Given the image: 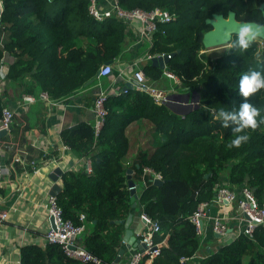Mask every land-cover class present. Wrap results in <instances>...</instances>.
Returning <instances> with one entry per match:
<instances>
[{
    "label": "trees",
    "instance_id": "1",
    "mask_svg": "<svg viewBox=\"0 0 264 264\" xmlns=\"http://www.w3.org/2000/svg\"><path fill=\"white\" fill-rule=\"evenodd\" d=\"M127 9L165 8L174 15L154 33L150 53L179 50L166 64L180 78L185 94L195 93L198 105L178 108L157 105L144 91L127 88L109 94L107 115L95 136L92 123L79 122L61 130L64 145L76 156L90 161L91 171L83 168L60 175L61 188L56 204L64 220L83 225L79 243L98 257L101 264L115 262L122 248L124 221L132 210L130 190L122 158L128 151L126 127L137 120L153 124L151 153L139 150L133 161V183L146 181L136 197L138 214L144 211L160 224L156 240L166 246L151 264H187L201 247L188 216L197 204L215 197L220 186L240 190L247 186L264 206V88L243 97L238 88L242 73L264 71V42L255 38L247 49L230 46L218 57L203 50V35L212 29L206 20L224 18L230 12L238 22L263 23L264 0H119ZM0 60L8 64L7 86L37 98L42 91L55 101L93 85L101 65L112 64L123 52L133 33L120 20L96 21L88 13L89 0H0ZM235 35H233V38ZM146 50V47H145ZM184 56L182 60L178 58ZM149 83L164 79L162 70L150 61L141 65ZM91 81V82H90ZM90 82V83H89ZM159 88V87H158ZM243 99L261 109L255 129L240 146L229 143L236 135L216 117L220 107L238 108ZM5 100L0 97L1 108ZM160 173L161 185L154 184L143 168ZM227 168L228 172L222 170ZM226 176V182L224 180ZM1 191V190H0ZM2 194V193H1ZM80 215L84 216L80 220ZM128 259V258H127ZM20 264H91L68 257L57 244L20 247ZM199 264H264V228L252 237L239 235L210 251Z\"/></svg>",
    "mask_w": 264,
    "mask_h": 264
},
{
    "label": "built area",
    "instance_id": "2",
    "mask_svg": "<svg viewBox=\"0 0 264 264\" xmlns=\"http://www.w3.org/2000/svg\"><path fill=\"white\" fill-rule=\"evenodd\" d=\"M88 13L96 21H103L104 19H117L124 23L127 30L133 33V46L143 45L146 47L144 52L133 58L132 60L118 66V59L114 62L117 64L116 79L119 78L122 85L118 88L108 89L99 88L98 92L94 96L91 110L93 112L92 127L94 135L96 136L107 115V108L105 102L109 94H119L122 90V86L125 82L132 80V89L138 91H144L147 93L157 105L171 104L177 108H190L194 106V102L189 98L185 99V95L181 96L176 91L180 86V78L168 70L164 66L162 74L169 81L167 88L162 89L149 83V78L144 74L141 65L150 61L154 57L162 56L164 53H150L148 48L153 45L154 33L158 30L160 24H168L174 20V15L171 14L165 8L154 7L151 10H144L141 8L127 9L120 5L119 0H89ZM0 47L2 45V37H0ZM113 62V63H114ZM8 64L2 57L0 60V97L4 99V92L7 86L6 73ZM112 64L101 65L96 78H102L109 76L113 71ZM35 97L30 95H24L21 98V102H34ZM38 100H42L47 104H53V101L47 92L42 91L38 94ZM18 101V105L21 104ZM16 112L14 109L7 105L1 108L0 114V132L5 131L4 136H0V154L7 149V142L4 138L9 135L11 126L14 121ZM62 150H69L68 146L62 144ZM57 151L52 153L42 152L39 154V159H35L27 150L21 149L18 153L12 157V163H17L21 166L27 167L31 172H37L39 164L47 165L51 162H56L58 156ZM83 170L86 172L91 171L90 161L84 158ZM9 168L0 165V190L5 187V184H9L7 174ZM148 174L151 177V181L161 180L160 173L153 171L148 167L143 168V175ZM7 180V181H6ZM146 181L142 178L139 183H133L132 186H127L129 190H141L145 187ZM216 205L219 210L215 214H210V208ZM230 207V211H226V207ZM44 209L47 216L52 219L53 226L46 229L43 235L44 245L57 244L61 247L63 252L73 259L79 260L83 263L101 264L98 257L92 255L79 243L77 237H79L83 231V225H74L70 220H64L61 216L60 208L56 204L55 195L46 194L44 203ZM139 219L141 227L136 231L139 244L142 245L140 249H131L128 255L126 264H145V260H151L159 254L160 248L163 246V240H156L155 236L160 234L161 228L157 220L152 219L144 211L139 213ZM8 217V211L0 209V222L6 220ZM84 216L80 215V220H83ZM188 220L194 225L196 233L203 236V221L209 222L211 232L217 237H227L229 234L232 236V240L239 235H245L252 237L253 231L257 227L264 228V206H261L253 192L247 186L242 187L240 190L230 189L226 186L218 187L215 197L208 201H202L197 204L196 209L188 216ZM202 221V226H200ZM202 241V240H201ZM72 247V249L70 248ZM191 259V258H190ZM181 261H188L187 258H181ZM188 264V263H187ZM191 264H199L191 263Z\"/></svg>",
    "mask_w": 264,
    "mask_h": 264
},
{
    "label": "crops",
    "instance_id": "3",
    "mask_svg": "<svg viewBox=\"0 0 264 264\" xmlns=\"http://www.w3.org/2000/svg\"><path fill=\"white\" fill-rule=\"evenodd\" d=\"M144 50L143 45L133 46V39H126L123 52L117 58L118 66H123L126 62L141 55ZM112 67L114 69L111 75L97 79L90 87L70 96L67 102L58 101L47 104L37 98L31 103L21 102L22 96L27 94L20 93L17 88L6 86L5 105L14 109L16 115L9 135L4 138L8 144L7 150L0 154V165L9 168L8 176H6L9 184H5L0 191V209L8 211L7 219L0 222V264H20V247L24 245L35 244L44 247L43 235L49 227V217L44 209V203L46 194L49 193L52 185L47 175L56 166H59L63 173L68 170H78L84 165V158L76 157L70 150H62L61 130L79 122L92 123L91 107L99 88L108 89L110 85L115 89L122 85L119 78L115 77L117 64L112 63ZM153 85L158 87L155 83ZM18 101L21 102L20 105ZM152 132L153 124L147 119L134 121L125 129L128 151L122 158V164L126 172L130 170L129 176L132 181L134 174L132 165L137 152L143 150L151 153L154 149ZM21 149L27 150L33 157H36L35 159H39L38 163L41 162L39 154L43 151L52 153L56 150L58 158L56 162L47 165L39 164L38 171L31 172L27 167L12 163V157ZM222 182H226L225 175ZM57 184L61 188L60 177H58ZM139 192L140 189L136 191V195ZM134 203L135 206L130 212L132 219L129 226L137 239L135 233L141 227V222L138 216L137 201L135 200ZM218 210L219 208L214 205L209 213L212 215ZM226 211H230L229 206L226 207ZM203 230L201 247L188 260V264L200 262L210 251L216 250L223 242L227 243L225 238H218V242L207 243L209 239H212L211 237L217 236L211 232L210 224L206 220L203 221ZM166 239L167 237L163 239V246H166ZM130 250L126 249L121 263L126 262ZM145 261V264L152 262L151 260Z\"/></svg>",
    "mask_w": 264,
    "mask_h": 264
},
{
    "label": "water",
    "instance_id": "4",
    "mask_svg": "<svg viewBox=\"0 0 264 264\" xmlns=\"http://www.w3.org/2000/svg\"><path fill=\"white\" fill-rule=\"evenodd\" d=\"M3 8L0 4V16L2 14ZM206 23L210 24L212 29L207 31L203 37H202V44L203 47H209V46H216L224 43H229V40L226 36V33H232L233 35H236L238 30L241 26H248L250 29L256 33V38L261 39L264 42V13H263V23L257 24L254 22H238L234 18V14L230 12L226 18H224L222 15H214L213 18H209L206 20ZM179 50L175 52L170 53H164L162 56L154 57L151 59V64L154 66H158L160 69H163L164 66L169 62V60L175 56L176 53H178ZM91 82V81H90ZM89 82V83H90ZM133 81H127L122 86V90H125L126 88L132 89ZM185 99L189 98V94H185ZM191 100L194 102L195 106L198 105V96L195 93H192L190 95ZM166 106L171 109L172 111L176 113H182L181 110H179L177 107H174L171 104H166ZM5 131L0 132V136H4ZM126 175V184L127 186H132L133 181L130 179V170H128ZM62 174V170L59 166L54 167L47 175V179L52 182L49 194L55 195L56 192L60 190V186L57 184L58 177ZM163 182L161 180H155L154 184L161 185ZM136 190H130V202L131 206H135V200H136ZM132 219V215L129 214L127 218L124 221H120L124 225V233L122 236V243L124 244V247L120 248L118 250V254L115 258V262H120L122 259V256L126 252V249H140L142 245L139 244L138 239H135L134 233L132 228L129 226L130 221ZM49 224L52 227V219L49 218ZM200 226H202V221H200ZM217 236V235H215ZM72 249V247H70Z\"/></svg>",
    "mask_w": 264,
    "mask_h": 264
},
{
    "label": "clouds",
    "instance_id": "5",
    "mask_svg": "<svg viewBox=\"0 0 264 264\" xmlns=\"http://www.w3.org/2000/svg\"><path fill=\"white\" fill-rule=\"evenodd\" d=\"M231 46L234 49H247L250 43L256 38V33L250 27L241 26L235 37L232 33H226ZM239 92L243 97H248L257 90L264 88V71L258 69H249L241 74L238 81ZM261 109L253 105L249 100L243 99L238 108L220 107L216 112V117L221 121L224 127L231 126V132L235 133L229 143L231 146H240L241 143L249 139V135L244 129H255L258 124L257 117ZM264 120V117H260Z\"/></svg>",
    "mask_w": 264,
    "mask_h": 264
},
{
    "label": "rangeland",
    "instance_id": "6",
    "mask_svg": "<svg viewBox=\"0 0 264 264\" xmlns=\"http://www.w3.org/2000/svg\"><path fill=\"white\" fill-rule=\"evenodd\" d=\"M99 1H101V0H99ZM260 42H262V40L261 39H258ZM230 46V44L229 43H224V44H220V45H216V46H209V47H204L205 49L203 50L210 58H215V57H218V56H220L221 54H223L226 50H227V48ZM145 47V46H144ZM184 58V56H180L178 59L179 60H182ZM160 82H157L156 83V85L159 87V88H162V89H165V88H167L168 87V85H169V81L167 80V78H165L164 77V79H160L159 80ZM176 91L178 92V94L179 95H181V96H184L185 94H184V91L183 90H180V89H176ZM261 130H263L264 131V124L262 125V127H261ZM223 172H228V170H227V168H224L223 170H222V173ZM209 236H211V235H209ZM213 236V235H212ZM77 238H79V237H77ZM212 239H209L208 241H207V243H210V242H218V240L219 239H222V238H225L226 239V241L227 242H229L231 239H232V236H231V234H229V236H227V237H211ZM219 238V239H218ZM223 244H225V242H223Z\"/></svg>",
    "mask_w": 264,
    "mask_h": 264
}]
</instances>
